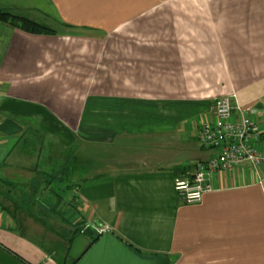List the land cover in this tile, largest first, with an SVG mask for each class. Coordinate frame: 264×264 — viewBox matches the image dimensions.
Here are the masks:
<instances>
[{"label":"crops","instance_id":"crops-1","mask_svg":"<svg viewBox=\"0 0 264 264\" xmlns=\"http://www.w3.org/2000/svg\"><path fill=\"white\" fill-rule=\"evenodd\" d=\"M20 4L59 28L0 22V264H61L78 226L170 264H264V166L213 176L200 204L175 186L216 154L199 132L222 97L257 111L264 148V0L0 10Z\"/></svg>","mask_w":264,"mask_h":264},{"label":"built area","instance_id":"built-area-1","mask_svg":"<svg viewBox=\"0 0 264 264\" xmlns=\"http://www.w3.org/2000/svg\"><path fill=\"white\" fill-rule=\"evenodd\" d=\"M256 113L254 109L234 108L229 97L215 102L210 115L201 121L199 141L201 147L216 154L196 164L192 179L176 180L178 198L188 205L200 204L213 190V176L232 172L245 163L255 168L264 166L263 132L254 118Z\"/></svg>","mask_w":264,"mask_h":264},{"label":"water","instance_id":"water-1","mask_svg":"<svg viewBox=\"0 0 264 264\" xmlns=\"http://www.w3.org/2000/svg\"><path fill=\"white\" fill-rule=\"evenodd\" d=\"M96 227L102 230L97 223ZM66 264H170L167 257H144L123 239L104 230L97 241L84 233L74 239Z\"/></svg>","mask_w":264,"mask_h":264},{"label":"trees","instance_id":"trees-1","mask_svg":"<svg viewBox=\"0 0 264 264\" xmlns=\"http://www.w3.org/2000/svg\"><path fill=\"white\" fill-rule=\"evenodd\" d=\"M0 22L3 24H8L13 29H21L29 34H35V35H56L57 32L54 30L48 28L47 26H42L41 24L37 23L36 21L32 19H28L22 16H16L13 15L10 12H4L0 10ZM84 233L89 238H91L94 242L97 241V238L99 237V233H96L93 231L92 228L84 229L81 226L75 227L71 230L70 235L68 238H66L67 246L64 249V257L61 262V264H66L67 258H68V252L74 242V239L78 237L79 234ZM131 245V244H130ZM132 246V245H131ZM138 252L144 256V253L141 252V250H138Z\"/></svg>","mask_w":264,"mask_h":264},{"label":"rangeland","instance_id":"rangeland-1","mask_svg":"<svg viewBox=\"0 0 264 264\" xmlns=\"http://www.w3.org/2000/svg\"><path fill=\"white\" fill-rule=\"evenodd\" d=\"M20 6L22 8L9 9V12H12L13 15L14 14L15 15H24V16H27L29 18H33L34 20H36L40 24H42L44 26H47V27H51L53 29L59 28L58 24H56L52 20V18H50L48 16L41 17V14H39L40 13L39 10H35V9H32V8L29 9L28 6H23L22 4H20ZM105 31H107L108 35L115 36L116 34H118V29H106ZM231 102H232V100H231ZM262 138H263V136H262Z\"/></svg>","mask_w":264,"mask_h":264},{"label":"flooded vegetation","instance_id":"flooded-vegetation-1","mask_svg":"<svg viewBox=\"0 0 264 264\" xmlns=\"http://www.w3.org/2000/svg\"><path fill=\"white\" fill-rule=\"evenodd\" d=\"M100 234V233H99Z\"/></svg>","mask_w":264,"mask_h":264}]
</instances>
